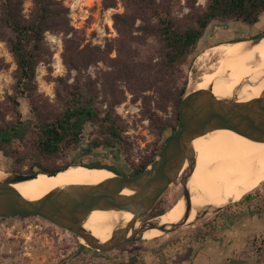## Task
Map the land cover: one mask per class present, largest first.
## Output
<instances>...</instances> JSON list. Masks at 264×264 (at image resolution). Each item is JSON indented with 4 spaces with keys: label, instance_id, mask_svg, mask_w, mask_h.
<instances>
[{
    "label": "rangeland",
    "instance_id": "obj_1",
    "mask_svg": "<svg viewBox=\"0 0 264 264\" xmlns=\"http://www.w3.org/2000/svg\"><path fill=\"white\" fill-rule=\"evenodd\" d=\"M107 1L113 5L107 6L105 0H51L55 20L66 22L68 31L52 29L45 32V46L36 70L37 91L45 108L58 109L62 104L60 97L65 95L66 90L76 83L86 84L96 97L101 115L111 113L121 126V134L128 142V149L124 151L121 142L111 140V146H116H92L93 138L98 136V141H105L107 135L99 124L87 123L81 147L69 156L40 158L37 160L39 164L64 165L70 160L100 161L130 173L133 164L142 162L171 133L167 131L160 134L149 119V114L152 113L164 120L173 117L172 106H159L152 78L144 73L148 66L158 62V43L155 38H143L142 29L138 27L145 23L137 20L130 46L135 56L137 72L142 71L137 74L143 77V81L125 82L114 67L119 57L118 49L121 48L122 38L115 25V16L127 15L131 9L128 8L126 0ZM23 2L22 13L28 19L33 14L34 0ZM164 2L172 7L173 13L183 22L188 14L202 12L208 0ZM1 4L0 0V18ZM260 21L254 26H247L233 17L213 20L185 64V74L181 81H186V90H193L195 82L210 69L212 60L209 58L212 55L209 52L212 47L263 30L264 15ZM3 29L0 20V32ZM80 51L84 52L80 54ZM75 64L81 66L80 71L73 67ZM16 67L7 42L0 37V124L12 120L16 108L22 110L23 116H27L29 111L27 101L21 99L22 104L19 107L12 99L16 95ZM12 167V162L0 152V170L8 173L13 171ZM32 167L37 168L34 159L28 160L20 169L23 173H29L28 170ZM182 194L181 184L170 185L158 208L170 209L180 201ZM213 214V208H210L202 220ZM148 217L147 215L144 218ZM200 223L201 220L196 224ZM196 224L160 236L129 241L112 250L101 252L86 247L73 232L45 218L8 217L0 219V264H57L63 259L106 264L107 261L128 260L131 254L144 258L151 245H155V250L162 251V256H166L163 252L164 244L161 242L172 240V245L183 244V241L190 239L189 230ZM237 255H243L244 259L233 260L231 264H264V237L255 238L246 250Z\"/></svg>",
    "mask_w": 264,
    "mask_h": 264
},
{
    "label": "trees",
    "instance_id": "obj_2",
    "mask_svg": "<svg viewBox=\"0 0 264 264\" xmlns=\"http://www.w3.org/2000/svg\"><path fill=\"white\" fill-rule=\"evenodd\" d=\"M1 23L4 29L0 37L7 42L16 62L15 91L13 101L19 107L21 99L29 104L27 116H23L20 108H16L14 118L0 124V152L9 159L12 170L22 172L20 167L28 160L36 161L29 173L62 171L69 165H84L94 168H107L119 175L135 176L146 169L163 149L167 139L177 128L180 113V103L187 94L186 81H181L185 74V64L189 55L198 47L199 41L204 36L210 23L215 19L226 20L233 17L247 26L260 23L264 15V0H208L205 9L199 13L188 14L187 18L179 19L170 5L164 0H126L131 12L127 15L117 14L115 25L121 35V48L118 49L119 57L114 67L118 75L125 81H143L137 73L135 56L130 43L133 42L135 23L141 20L145 23L139 26L142 36L155 38L158 43V62L148 66L144 71L152 78V84L158 96L159 106H172L173 117L170 120L158 118L154 113L149 114L151 123L160 134L170 131L162 143L146 156L139 164H133V170L125 173L114 165L104 164L100 161L83 162L70 160L64 165H42L37 162L40 158L50 156H69L71 152L81 147L84 141V132L87 123H97L106 133V140L98 141V136L93 138L91 145L94 147L111 146L109 140L122 143V149L127 151L128 142L121 134V126L113 119L111 113L101 115L96 97L84 83H76L66 90L60 97V108H45L37 91L36 70L40 62V55L45 46V32L57 29L67 32L66 22H57L51 10V0H34L32 17L25 18L23 0H1ZM107 6L113 5L105 0ZM260 21V22H259ZM237 41V40H235ZM84 51H80L82 54ZM99 57V56H98ZM101 59V58H100ZM80 71L81 66L73 65ZM142 69V68H140ZM116 145H112L114 147ZM158 200L149 217L164 213L166 208H158L162 199ZM257 213H264V182L252 191L246 193L240 200L224 206L222 209L189 230L190 239L185 241L188 253L199 250L207 240H221L222 230L237 214L246 208H251ZM26 218L25 215L0 216ZM184 242V241H183ZM82 247L85 246L82 245ZM92 250V249H91ZM96 251V250H93ZM161 264L165 263L166 256L158 251ZM57 264H94L88 261L63 259ZM106 264H148L145 258L138 254H131L128 260L107 261Z\"/></svg>",
    "mask_w": 264,
    "mask_h": 264
},
{
    "label": "water",
    "instance_id": "obj_3",
    "mask_svg": "<svg viewBox=\"0 0 264 264\" xmlns=\"http://www.w3.org/2000/svg\"><path fill=\"white\" fill-rule=\"evenodd\" d=\"M263 38L264 32L251 39L237 41L248 42L249 46L253 47ZM259 82L261 80L253 81L247 77L239 87ZM179 114L177 128L167 139L161 152L146 169L135 176L115 173L113 178L98 184H69L52 190L43 198L29 200L11 184L36 178L42 173L56 175L61 170L51 173L5 172V177L0 178V216L25 215L45 218L73 232L86 247L101 252L112 250L129 241L145 239V232L153 228L161 230L163 234L195 225L209 213L210 208H213L214 213L234 201L223 206L199 209L194 220L188 222L193 207L183 169L187 160L194 159V139L224 127L264 139V90L258 97L240 101L236 94L231 97H219L211 87L197 91L193 89L187 91L182 98ZM172 184L183 186L181 198H184L185 210L182 219L172 223L162 222L158 217L166 211L144 218ZM124 190H130L132 193H123ZM95 209L132 212L133 216L124 224L118 225L112 231L111 237L103 242L84 226Z\"/></svg>",
    "mask_w": 264,
    "mask_h": 264
},
{
    "label": "bare ground",
    "instance_id": "obj_4",
    "mask_svg": "<svg viewBox=\"0 0 264 264\" xmlns=\"http://www.w3.org/2000/svg\"><path fill=\"white\" fill-rule=\"evenodd\" d=\"M211 65L195 82V91L213 89L219 97L236 94L240 101L260 96L264 90V38L250 47L248 42L230 41L211 48ZM201 69V68H200ZM261 80L258 84H245V78ZM193 160H187L183 169L190 190L194 220L199 209L223 206L240 200L246 193L264 181V139L250 136L232 128H219L197 136L192 143ZM0 170V178L5 177ZM115 173L107 168H90L71 165L56 175L40 174L38 177L11 184L29 200H38L52 190L69 184H98ZM131 194L132 191L124 190ZM158 218L165 223L182 219L184 198ZM133 216L132 212L95 209L85 221V227L101 241H107L112 231ZM162 231L147 230L144 238L160 236ZM85 242V241H84Z\"/></svg>",
    "mask_w": 264,
    "mask_h": 264
},
{
    "label": "crops",
    "instance_id": "obj_5",
    "mask_svg": "<svg viewBox=\"0 0 264 264\" xmlns=\"http://www.w3.org/2000/svg\"><path fill=\"white\" fill-rule=\"evenodd\" d=\"M264 237V213L257 214L252 207L244 209L229 221L222 230L221 240H207L199 250L189 249L185 242L172 245V240H163L164 264H231L233 260L244 259L237 254L246 250L256 238ZM155 245L146 250L148 264H161Z\"/></svg>",
    "mask_w": 264,
    "mask_h": 264
},
{
    "label": "flooded vegetation",
    "instance_id": "obj_6",
    "mask_svg": "<svg viewBox=\"0 0 264 264\" xmlns=\"http://www.w3.org/2000/svg\"><path fill=\"white\" fill-rule=\"evenodd\" d=\"M264 32V29L263 30H261V31H257V32H255V33H251V34H248V35H244V36H242V37H240V38H237L238 40H248V39H251L252 37H254V36H256V35H258V34H260V33H263Z\"/></svg>",
    "mask_w": 264,
    "mask_h": 264
}]
</instances>
